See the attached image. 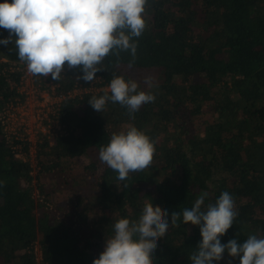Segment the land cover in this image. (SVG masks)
Segmentation results:
<instances>
[{"label": "trees", "instance_id": "trees-1", "mask_svg": "<svg viewBox=\"0 0 264 264\" xmlns=\"http://www.w3.org/2000/svg\"><path fill=\"white\" fill-rule=\"evenodd\" d=\"M143 15L134 63L121 51L92 82L67 66L58 81L33 76L59 97L49 116L58 129L39 136L34 165L29 142L9 138L0 120V264H93L105 247L99 235L111 237L120 218L138 220L147 202L167 210L170 226L153 264H192L200 226L184 224L182 213L204 192L202 207L225 191L234 199L237 216L222 244L264 238V219L252 216L264 208V0H148ZM8 36L0 28V39ZM25 66L14 42L0 45V111L24 99ZM118 75L155 95L134 118L118 103L98 112L88 102L111 95ZM130 126L150 137L155 153L148 168L120 181L99 149ZM172 212L181 213L177 226ZM213 264L240 260L225 251Z\"/></svg>", "mask_w": 264, "mask_h": 264}, {"label": "clouds", "instance_id": "clouds-1", "mask_svg": "<svg viewBox=\"0 0 264 264\" xmlns=\"http://www.w3.org/2000/svg\"><path fill=\"white\" fill-rule=\"evenodd\" d=\"M148 0H0V28L9 36L0 45L15 43L19 59L33 76L58 81L68 69L79 68L77 78L92 82L109 55L119 57L129 51L134 63L137 43L134 38L146 28L144 13ZM13 38H15L13 40ZM153 86V78L145 77ZM134 80L114 76L109 84L111 95L93 96L88 102L102 112L108 101L126 107L130 116L155 95L143 90ZM134 118V116H132ZM155 144L135 126L113 133L107 145L99 149V159L126 181L129 173L143 171L153 160ZM208 193H202L191 209L182 213L184 224L200 226L202 240L191 256L192 264H213L227 251L239 257L240 264H264V238L250 235L243 243L220 237L232 226L237 212L230 193L222 192L214 204L204 205ZM168 212L152 202L145 203L138 220L120 218L113 234L106 238L104 250L93 264H153L157 242L169 229ZM180 212H172L171 226H177Z\"/></svg>", "mask_w": 264, "mask_h": 264}, {"label": "rangeland", "instance_id": "rangeland-1", "mask_svg": "<svg viewBox=\"0 0 264 264\" xmlns=\"http://www.w3.org/2000/svg\"><path fill=\"white\" fill-rule=\"evenodd\" d=\"M23 71V87H19V91H23L24 99L26 100V105H13V107L5 113L4 120L7 121V134L11 136H17L19 139L26 138L29 142V157L30 161L34 165V151L35 143L38 141L42 132H46L48 129L50 131H55L57 129L55 122L51 121H42V117H47L50 119V114L52 113L53 106L59 101V97L52 95L46 88H37L34 84L33 75L29 74L27 67L25 66ZM133 75V73H131ZM135 75V73H134ZM133 75V77H134ZM37 88V89H36ZM149 88V87H148ZM150 90V88H149ZM152 91V90H150ZM45 130V131H44ZM47 133V132H46ZM26 136V137H25ZM19 148V145H17ZM83 161L87 162L86 158L82 157ZM58 168L62 170V175L64 178H69L70 173L66 171V165L60 163ZM261 168V166H260ZM263 168V167H262ZM32 173L35 174V169L32 170ZM34 181V180H33ZM35 196L38 193L34 190ZM69 196V195H68ZM253 218L264 219V208H257L252 214ZM99 238L102 242L105 243L106 237L104 235H99Z\"/></svg>", "mask_w": 264, "mask_h": 264}, {"label": "built area", "instance_id": "built-area-1", "mask_svg": "<svg viewBox=\"0 0 264 264\" xmlns=\"http://www.w3.org/2000/svg\"><path fill=\"white\" fill-rule=\"evenodd\" d=\"M23 76L21 77V85L23 84ZM20 85V86H21ZM23 87V85L21 86V88ZM19 89V88H18ZM37 89V88H36ZM20 92V91H19ZM23 91H21L20 93H22ZM23 103V105H26V100H16L15 101V103H9L8 104V106L6 107V108H4L3 110H1L0 111V120L2 121V123L4 124V128H5V130H6V133H7V121H5L4 120V118H5V113L7 112V110H9V109H11L12 107H13V105H20V104H22ZM42 121H47V123L48 122H52V123H54L55 121L54 120H52L51 118L49 119V118H47V117H42V119H41ZM55 125H56V123H55ZM56 127H57V129H58V126L56 125ZM45 131V130H44ZM48 131H50L49 129L46 131L47 133H48ZM46 132H42V133H46ZM7 136L9 137V138H11V137H13V138H15V139H18L19 141H28V140H26V138H24V140L23 139H19L17 136H11V135H9V134H7ZM26 137V136H25ZM17 145H19V144H15L13 147H14V149H16V150H18V152H20V149H21V145H19V148H18V146ZM19 154H21V153H19Z\"/></svg>", "mask_w": 264, "mask_h": 264}]
</instances>
